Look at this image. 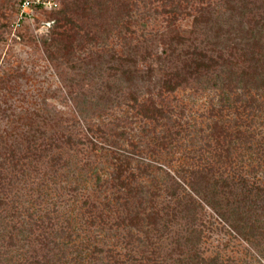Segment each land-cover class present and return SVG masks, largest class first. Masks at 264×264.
Segmentation results:
<instances>
[{
	"label": "rangeland",
	"instance_id": "rangeland-1",
	"mask_svg": "<svg viewBox=\"0 0 264 264\" xmlns=\"http://www.w3.org/2000/svg\"><path fill=\"white\" fill-rule=\"evenodd\" d=\"M16 1L0 0V264H264V90L241 95L257 100L247 108L240 88L221 99L215 72L160 90L174 57L167 14L148 5L135 10L133 33L112 5L94 7L79 17L80 44L62 48L45 43L57 13L18 21ZM262 3L240 12L213 0L208 25L191 28L188 15L177 26L215 49L218 28L240 35ZM123 38L139 48L134 82L112 68L128 52ZM134 98L153 99L163 116L143 117ZM188 170L207 172L205 197ZM215 177L230 182L227 193L210 195ZM224 195L235 219L215 211Z\"/></svg>",
	"mask_w": 264,
	"mask_h": 264
},
{
	"label": "trees",
	"instance_id": "trees-1",
	"mask_svg": "<svg viewBox=\"0 0 264 264\" xmlns=\"http://www.w3.org/2000/svg\"><path fill=\"white\" fill-rule=\"evenodd\" d=\"M228 2L229 7L243 12L249 6V3L256 0H225ZM20 0L16 1L17 10L19 8ZM212 4L213 0H63L58 8L47 11L57 13L55 21V28L51 31L49 40L45 41L46 46L62 45V48H68L72 46L73 41L80 44V28L81 25L78 22L79 17L85 18L87 12L92 11L94 7H98V10L108 9L110 5L116 13H118V24L120 29L125 33H133L131 25L134 23V12L140 7H153L154 11L163 12L167 14V33L168 42L165 48L166 61L172 59V69L168 72H164L160 81V90L165 93H172L178 87L186 84L188 81L200 80L209 76L215 72L214 85L219 84L220 91L222 92L221 99L227 100L229 98V92L234 90L233 87L240 88L241 93H236L235 96L239 99H243V107H251L256 98L250 97V99L243 98L241 95L248 94L253 90L255 93H260L264 90V3H262L261 16L255 20L250 28L241 29V34L235 35L230 29H225V34L222 35V30L218 28L217 33H220L223 37L222 40H218L220 36L215 33V49L214 46L210 50L199 46L192 42L190 35L186 36L177 26V22L180 18L188 15L192 16V27L196 28L200 25H208L212 17ZM193 7L194 9H191ZM45 12V11H44ZM215 25H219L215 18ZM233 31V30H232ZM189 32H192L190 30ZM89 40H93L94 36L85 33ZM123 37V35L121 36ZM126 38H123L124 43ZM189 41V42H188ZM128 47V52L124 55H115L116 65L112 68L120 74L125 75L127 80L135 81L137 70V53L139 48L137 45L124 44ZM227 51V55L223 51ZM236 54V55H235ZM171 61V60H170ZM153 69L149 68L147 76L153 75ZM242 97V98H241ZM248 101L247 105L246 102ZM136 106L140 110V114L147 119H158L163 116L164 109L161 105L156 104L151 98H147L145 101H138L134 98ZM226 104L222 105L225 106ZM246 105V106H245ZM225 138L224 130L218 128L215 132V139L217 144L221 142V139ZM236 144L229 142L226 147L227 154L229 156L231 149H234ZM232 160V159H231ZM118 165L115 170L116 182L119 184H126L124 171L128 170V165ZM128 167V168H127ZM189 179L188 185L195 194L200 196V193L204 196V192L208 185H203V181L206 179L207 172L203 170H188ZM230 186V182L226 178L217 179L215 177V187L210 192V195H219L227 193ZM215 189V190H214ZM213 197V196H211ZM214 199V198H211ZM224 202L221 200L211 201L215 207L216 213L224 221L229 219H235L233 212L232 218L226 215L228 212L233 211L231 208L230 200L224 195ZM234 216V217H233ZM243 220L239 217V222ZM232 224L234 230L239 231L241 225Z\"/></svg>",
	"mask_w": 264,
	"mask_h": 264
},
{
	"label": "built area",
	"instance_id": "built-area-1",
	"mask_svg": "<svg viewBox=\"0 0 264 264\" xmlns=\"http://www.w3.org/2000/svg\"><path fill=\"white\" fill-rule=\"evenodd\" d=\"M60 0H20L18 8V21L33 19L36 11H51L58 8Z\"/></svg>",
	"mask_w": 264,
	"mask_h": 264
}]
</instances>
